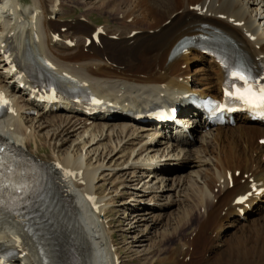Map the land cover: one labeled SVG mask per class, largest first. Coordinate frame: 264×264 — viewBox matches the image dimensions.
Segmentation results:
<instances>
[{
    "label": "bare ground",
    "instance_id": "6f19581e",
    "mask_svg": "<svg viewBox=\"0 0 264 264\" xmlns=\"http://www.w3.org/2000/svg\"><path fill=\"white\" fill-rule=\"evenodd\" d=\"M71 1L31 0L27 10L19 0L0 5L1 10L7 6L16 14H6L0 27V91L10 92L13 101V110L0 119V138L31 158L33 171L42 170L51 182L42 189L41 175L12 180L13 188L40 193L30 211V232L13 216L8 200L0 202V249L12 255L10 264H117L99 219L111 205L108 196L97 198V208L88 199L97 195L99 171L125 169L135 181L136 168L145 170L147 177L166 175L177 164L161 167V161L154 162L156 155L166 151L170 157L176 152L180 156L175 157H181L180 145L189 144L183 130L167 137L164 129L139 127L118 115L104 114L87 125V119L66 103L48 112L25 90H18L28 73L38 68L66 87L93 91L140 110L175 92L218 95L224 76L214 59L194 51L174 55L184 37L207 32L228 38L256 64H264V0H97L71 22H59L56 17ZM75 3L85 5L83 0ZM94 12L108 14L113 26L102 27L100 44L88 45L96 30L90 19ZM8 52L19 63L16 72L8 64ZM30 109L36 111L35 118L27 116ZM184 117L193 125L191 136L206 128L196 114ZM115 120L123 124H112ZM80 132L82 141L61 153L60 148L70 146ZM202 132L203 155L195 160L185 153L194 166H211L198 176L203 187L183 196L188 201L193 198L199 208L193 213L194 207H189L186 212L185 227L193 228L192 239L183 241V250L170 248L148 264H264V145L259 143L264 125L239 117L233 127ZM110 138L119 141L104 146L102 141ZM77 144L99 153L94 159L97 165L87 152L84 156L77 152ZM47 145L53 152L42 156V161L35 159ZM177 183L173 191L182 187ZM242 195H247L246 202H235Z\"/></svg>",
    "mask_w": 264,
    "mask_h": 264
},
{
    "label": "rangeland",
    "instance_id": "374dc122",
    "mask_svg": "<svg viewBox=\"0 0 264 264\" xmlns=\"http://www.w3.org/2000/svg\"><path fill=\"white\" fill-rule=\"evenodd\" d=\"M25 1L31 2V0ZM71 2L68 3L70 6L64 7V13L56 17L59 22H71L75 17L98 3L97 0H83L85 5L77 6L75 3L77 0ZM27 9L24 7V10ZM90 19L94 25L107 26L113 24L112 18L106 13H91ZM22 95L24 96V94ZM31 118H35V116ZM118 123L123 124L121 120H115L112 124ZM124 125L128 124L124 123ZM203 134L201 131L194 133L193 136L190 135L193 141L187 137L189 144L185 147L180 145L179 152L183 150L181 157H175L180 156L177 152L170 157L171 155L166 151L156 155L154 162L161 161V167L169 168L172 164H177L175 168H170L171 170L166 175H159L155 178L147 177L148 174L145 173V170L136 168V179L138 180L135 181V178H132L128 174L130 172L125 169L99 171L101 174L96 183L97 197L108 196L106 200L111 204L107 212L99 218L101 229L109 246V253H114L113 255L119 264H148L155 260L157 254H163V251L170 248L177 247L180 251L183 250V241L189 240L193 231V228L188 230L185 227L187 209L194 207L193 213H195L198 208L193 198L188 201L183 196L192 194L194 187H203L204 180L198 176H203L205 169H211V166H194L193 163H190L191 160L185 157V153L188 151L189 158L195 160L198 155H203L202 148L205 146L202 143ZM82 135L81 132L78 133L72 138L74 142H70V146L60 148L61 153L65 154L68 153V150H72L76 143L79 144L82 141L80 138ZM118 141L117 138H110L102 142L104 146H111ZM31 147L34 148L33 143ZM86 148L88 149V147ZM86 148L82 149L78 145L77 152L82 156L87 152L93 157V164L97 165L95 160L99 153L92 148L90 150ZM52 152L53 148L47 145L39 152L41 157L34 156V158L40 161L42 156L50 155ZM108 161L110 160H106L105 163L111 164L112 161L110 163ZM119 162L122 163L123 161ZM196 162L198 163V160ZM177 182H180L182 187L173 191L172 189L176 187ZM165 186L166 190L163 189ZM143 189H153L151 190L153 192L145 193ZM157 219L158 223L155 224ZM192 220L194 221L195 218L192 217ZM228 232H233V228L228 227Z\"/></svg>",
    "mask_w": 264,
    "mask_h": 264
},
{
    "label": "snow or ice",
    "instance_id": "6c2138e0",
    "mask_svg": "<svg viewBox=\"0 0 264 264\" xmlns=\"http://www.w3.org/2000/svg\"><path fill=\"white\" fill-rule=\"evenodd\" d=\"M235 77L240 80H244L247 83V78L240 73H233ZM229 95H238L241 99H244L248 103L261 104L264 105V87L254 90L252 87H245L243 89H238L235 93L229 92ZM0 103L6 104L7 101L3 100L2 94H0ZM3 149L0 148V154H2ZM5 167V160L2 155H0V176L3 175V169Z\"/></svg>",
    "mask_w": 264,
    "mask_h": 264
}]
</instances>
